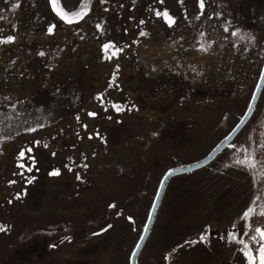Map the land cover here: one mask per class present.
Wrapping results in <instances>:
<instances>
[{"label":"rangeland","instance_id":"obj_1","mask_svg":"<svg viewBox=\"0 0 264 264\" xmlns=\"http://www.w3.org/2000/svg\"><path fill=\"white\" fill-rule=\"evenodd\" d=\"M204 3L55 0L81 13L67 24L50 0H0V36L16 37L0 44V264H129L163 177L238 125L264 66V0ZM262 211L264 85L228 147L169 180L136 264H259Z\"/></svg>","mask_w":264,"mask_h":264},{"label":"snow or ice","instance_id":"obj_2","mask_svg":"<svg viewBox=\"0 0 264 264\" xmlns=\"http://www.w3.org/2000/svg\"><path fill=\"white\" fill-rule=\"evenodd\" d=\"M8 2H9V0H5V3H6V4H7ZM50 2H51L52 5H53V11H55L56 14L59 16V18H60L62 21H64L65 23H67V24H71V23L73 22V18H76V17L82 18L81 13H79V12H73V11H58V10L56 9L55 0H50ZM100 2H101V4H103V3L106 2V0H100ZM161 2H162V0H161ZM198 5H199V8H200V10H201L200 15H203V14H204L203 10H204V8H205L204 0H198ZM18 6H19L18 2H17V3H13V4L11 5L12 8H17ZM105 11H107V9H105ZM200 15H198L196 18L199 19V18H200ZM156 16H157V17H160V16H161V13H160V12H157V13H156ZM163 18H164L165 22L168 24L169 27H172L173 24L175 23V19H174V17L170 16L167 10H165V11L163 12ZM217 18H219L218 15H217ZM130 19H131V18H130ZM208 19L211 20L212 17H208ZM139 23H140L141 25H143V24L145 23V21H144L143 19H141V20L139 21ZM53 27H54V26H50V27L48 28V33H49V34H51V33L53 32ZM96 27H97V29H100V25H99V24H97ZM13 30L15 31V26H13ZM228 31H229V29H228L227 27H225V28H224V32L227 33ZM238 33H239V29H236V30H234V31L231 32V36L236 37V36L238 35ZM139 35H140V36H145L146 33L142 30V31L139 32ZM204 35H205L204 32H201V33H200V36H201V37H203ZM242 38H243V37H241V39H242ZM15 39H16V37L13 36V35H8V36H6V37L0 36V44H4V43H12V42L15 41ZM252 39H254V37H253ZM133 43H136V41H133ZM110 47H112V48L114 49V51H113V53H112L113 56H117L118 53H119L120 51H122V49H120L119 47H117V46H116L115 44H113L112 42H106V43H104V44L102 45V48L105 49V50L109 49ZM208 47H211V43L208 44ZM198 50H202V51H204V50H206V48H205V46H204L203 44H200ZM39 55L43 56L44 53L41 52V53H39ZM118 69H119V65H117V70H118ZM153 70H155V69H153ZM192 70H193V71H196L195 69H192ZM109 86H111V84H110ZM98 97H99V94H98ZM5 99H7V97H5ZM113 107H114L117 111H120V110H121L120 105H118V104H113ZM133 107H135V106L133 105ZM96 115H97L96 112H88V116H90V117H95ZM110 118H111V117H109V119H110ZM77 120L79 121V117H77ZM84 127L87 128V124H85ZM29 130H30V131H34V129H29ZM96 135H99V134L96 133ZM91 138H92V137L89 136V139H91ZM35 143L39 144V141H36ZM45 147H47V145H45ZM20 155L23 156V152H21ZM53 155H55V153H53ZM66 167H68V170H69V171H72V168H71V167H69V166H66ZM85 167H87V165H85ZM169 174H170V173H169ZM49 175H59V170H54V171L50 172ZM76 179H77V180H80L81 177H80L79 175H77ZM13 183H15V181H9V184H13ZM157 195H158V193H157ZM16 199H19V194H17ZM11 202H12V201L9 200V203H11ZM115 207H116V206H115L114 204H110V205H109V208H115ZM251 211H252L251 208H249L248 210H246V211L244 212V214H243L244 218H247L248 215H249V212H251ZM117 215H119V213H117ZM261 215L264 216V211L261 212ZM128 219L131 221V220H132V217H128ZM111 227H112L111 224L107 225V228H111ZM103 230H107V229H103ZM0 231H5V229L0 228ZM255 231H256V233H257V234L259 235V237H260V240H259V242H258V243H259V248H258V252H259V264H264V229H261V228L258 227V228H256ZM94 234H96V233H94ZM245 234H247V233H245ZM229 235H232V234L229 233ZM65 239H69V238H68V237H65ZM256 239H257L256 236H253V237H252V240H253V241H256ZM53 246H54V245H50V247H53ZM245 247H247V245H245ZM244 255L247 257L248 264H256L255 259L252 257V255H250V253H249L248 251H246V252L244 253ZM167 258H168V257H165V259H167Z\"/></svg>","mask_w":264,"mask_h":264},{"label":"water","instance_id":"obj_3","mask_svg":"<svg viewBox=\"0 0 264 264\" xmlns=\"http://www.w3.org/2000/svg\"><path fill=\"white\" fill-rule=\"evenodd\" d=\"M263 85H264V66H263L259 82L257 84V87L255 89V92L253 94V97L251 99V102H250V105L247 109L246 114L241 119V121L238 123V125L233 129V131L224 139V141L221 144H219L205 159H203L199 163H196L194 165H190L188 167L175 169L173 171L168 172L163 177V179L159 185L158 191H157L158 195L156 194V196H155V199H154L153 205L151 207V210H150L146 225L144 227L143 233L141 235V238L139 239L134 251L132 252V254L130 256L129 264H136L137 257L139 255L142 247L144 246L148 236H149L150 230L152 228V225H153V222H154V219H155V216H156L159 204H160V201L162 199L163 193L165 191L166 185L168 184L169 180L175 176L190 173V172H193V171H196L198 169L205 167L206 165L211 163L217 157V155H219V153H221L225 148L228 147V145L235 139V137L238 135V133L242 130V128L246 125V123L250 119V117L254 111L256 102L258 100V97H259V94L261 92ZM65 241H66L65 237L61 238V239L55 241L54 243H52L51 245H54V246L51 248L56 249L58 246L63 244Z\"/></svg>","mask_w":264,"mask_h":264}]
</instances>
